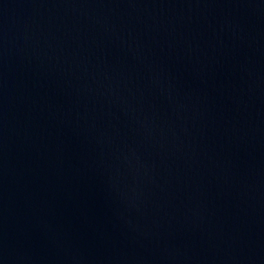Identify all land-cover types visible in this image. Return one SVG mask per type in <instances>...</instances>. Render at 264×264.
Returning <instances> with one entry per match:
<instances>
[{
	"label": "water",
	"instance_id": "obj_1",
	"mask_svg": "<svg viewBox=\"0 0 264 264\" xmlns=\"http://www.w3.org/2000/svg\"><path fill=\"white\" fill-rule=\"evenodd\" d=\"M0 264H264V0H0Z\"/></svg>",
	"mask_w": 264,
	"mask_h": 264
}]
</instances>
